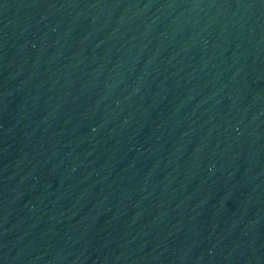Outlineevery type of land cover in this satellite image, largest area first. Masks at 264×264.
I'll use <instances>...</instances> for the list:
<instances>
[{
  "label": "water",
  "instance_id": "1",
  "mask_svg": "<svg viewBox=\"0 0 264 264\" xmlns=\"http://www.w3.org/2000/svg\"><path fill=\"white\" fill-rule=\"evenodd\" d=\"M0 264H264V0H0Z\"/></svg>",
  "mask_w": 264,
  "mask_h": 264
}]
</instances>
